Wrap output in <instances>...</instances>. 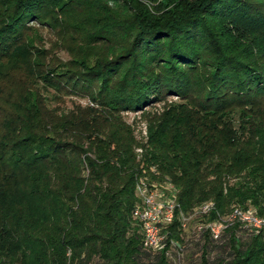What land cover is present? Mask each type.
<instances>
[{"label": "trees", "instance_id": "16d2710c", "mask_svg": "<svg viewBox=\"0 0 264 264\" xmlns=\"http://www.w3.org/2000/svg\"><path fill=\"white\" fill-rule=\"evenodd\" d=\"M81 1L0 2V76L17 65L39 85L58 89L50 76L58 73L38 60L29 21L71 9L81 19ZM111 1L125 13L98 9L92 36L126 29L130 37L86 65L81 79H70L97 82L90 98L102 113L90 118L102 122L95 129L80 130L82 120L69 115L52 120L45 96L28 86L20 96L0 89V264H172L174 250L144 247L131 216L140 175L171 181L183 212L211 201L197 217L223 216L233 206L264 215V41L234 48L211 22L233 18L264 36L261 2ZM169 94L177 100L148 117L136 158L134 138L115 113ZM75 131L86 148L66 138ZM181 230L174 218L169 234L182 242L187 264H264L259 229L235 221L216 240L202 231L181 240Z\"/></svg>", "mask_w": 264, "mask_h": 264}, {"label": "rangeland", "instance_id": "374dc122", "mask_svg": "<svg viewBox=\"0 0 264 264\" xmlns=\"http://www.w3.org/2000/svg\"><path fill=\"white\" fill-rule=\"evenodd\" d=\"M4 0H0V2ZM136 1V0H135ZM158 0H152L154 5ZM261 2V7H264V0H257ZM121 4L117 1L111 0H83L80 2V7L76 10L78 14H81V19H77L74 9L66 10L65 13L57 15L56 18L51 17L49 21L35 22L29 21V23L35 25L34 45L38 49V60L44 62L53 69V72L58 73L57 75L51 74V79L57 83L58 89L46 88L39 85L37 80H31V76L27 74L15 65L14 68L5 67V76H0V89L4 90L3 93L10 91L13 96H20L25 90V87H30L32 90H37L39 95L45 96L44 105L45 108L52 111V120L58 116H71L74 119H81L83 123L78 126L80 130L86 131L87 129H95L99 121L100 115H96L90 118L93 113L99 111V106L93 102L90 98L91 92L96 87L97 82L85 84L81 83V80L77 81L78 84H74L70 79L73 77L81 79L82 75L79 73L83 68L92 66L94 63L102 60L107 56L114 54L123 43V41L130 37L127 35L126 29H123L117 34L109 35L106 37H93L94 25L96 21H93L92 16H98V9H102L103 12L110 14L122 13ZM4 4H0V12L3 9ZM113 10V11H110ZM233 18H225L223 20H213V28L218 29L222 32L224 38L231 42L234 48L240 47L243 44H254L255 41H264V36L257 37L254 29L246 28L240 22H233ZM82 22H80V21ZM78 21V22H77ZM73 22V23H72ZM75 22V23H74ZM209 22V23H211ZM264 31V30H263ZM257 32V31H256ZM102 36V35H101ZM221 37V36H220ZM31 80V81H30ZM25 83V85H24ZM92 88V89H91ZM30 89V90H31ZM4 100V99H2ZM177 100L176 95H165L160 101L149 103L139 110H121L115 113L119 119L129 128V132L134 138L132 150L135 153L136 158H139L142 144L145 143L147 134L149 132L150 121L149 116L153 113H158L162 108L167 106L170 101ZM5 105L0 100V110ZM102 113V112H101ZM56 118H55V117ZM56 121V120H54ZM57 122V121H56ZM101 130H108V126L103 124L100 125ZM78 131L69 132L66 138L73 143L74 146H81L86 148V141L80 143L75 139ZM189 232H192L191 223L188 228L182 229L180 234L182 235L181 240L189 237ZM182 244L181 241H179Z\"/></svg>", "mask_w": 264, "mask_h": 264}, {"label": "built area", "instance_id": "2783aa9c", "mask_svg": "<svg viewBox=\"0 0 264 264\" xmlns=\"http://www.w3.org/2000/svg\"><path fill=\"white\" fill-rule=\"evenodd\" d=\"M137 202L131 209V216L135 218L141 230V243L144 247L174 250L172 264H187L184 261L183 250L176 238L169 234L173 219L178 220L181 229L188 228L191 223L192 231H202L209 238H219L226 225L238 221L242 226L264 234V215H259L251 207L240 208L233 206L223 216L210 219L197 217L206 214L213 207L211 201H204L188 212L179 209L175 185L168 180H146L145 176H138L135 180ZM190 264V263H189Z\"/></svg>", "mask_w": 264, "mask_h": 264}]
</instances>
